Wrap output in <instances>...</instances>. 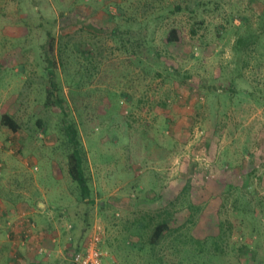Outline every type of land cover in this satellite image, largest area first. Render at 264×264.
<instances>
[{"label":"rangeland","instance_id":"1","mask_svg":"<svg viewBox=\"0 0 264 264\" xmlns=\"http://www.w3.org/2000/svg\"><path fill=\"white\" fill-rule=\"evenodd\" d=\"M113 1L0 0V117L20 125L15 134L0 125V200L43 203L38 225L62 218L54 249L64 248L62 264L91 231L102 235L104 264H143L147 255L127 247L140 235L135 224L183 195L172 227L193 214L189 201L200 208L162 264L195 262L189 228L211 239L219 225L225 254L209 264H264V0H123L117 20ZM114 27L119 37L110 35ZM172 29L179 39L167 42ZM74 41V49L92 44L95 58L84 67L83 48L61 51ZM44 45L64 75L60 97L78 131L90 207L67 172L60 114L45 106ZM168 62L211 91L176 81ZM83 68L90 75L74 74ZM245 245L251 253L239 251Z\"/></svg>","mask_w":264,"mask_h":264},{"label":"trees","instance_id":"2","mask_svg":"<svg viewBox=\"0 0 264 264\" xmlns=\"http://www.w3.org/2000/svg\"><path fill=\"white\" fill-rule=\"evenodd\" d=\"M127 2L128 1L124 2V4L127 5ZM112 5L115 6V10L118 13L116 16L115 15L111 16V18H113V20H117L118 17L124 15V11H123L124 9L122 7L123 0H114ZM177 10H180V8L177 7ZM124 19L126 23L130 21V18L124 17ZM72 22H77V19L72 18ZM73 27H75V25H73ZM73 27H72V30L70 31L72 34L78 30L77 28H73ZM127 27L126 28L127 29L130 28L131 31L133 30L132 26L128 25ZM120 29L121 27H119V29L117 27L112 28L110 30V35H112L113 38H116V36L119 37L120 34L118 33V31H120ZM46 34H47V37L50 38L49 39L50 41L52 37L49 31H47ZM72 34H69V38L72 36ZM59 37L62 38L61 33L59 34ZM178 39L179 38L176 33V30L175 29L170 30L167 36V42H176L178 41ZM75 45H76L75 41L70 44L66 43L64 46H62L61 51H65V54L67 55L68 52L81 50L83 48L84 50H82L81 52L85 55V58H87V60L83 61V67H84V64H87L89 59L91 61L93 58H95L91 52V49H92L91 43L82 42L81 49H74ZM133 45L136 46V48L137 46L139 47V44L133 43ZM42 48H43V52L41 54L43 56V62L46 64L43 70H44L46 79L48 80L47 82H49V84L46 83L47 85H46L45 91H46V96H47V100H46L47 103L45 104V106L51 107L54 110V112L60 114L61 133L64 134L66 143L69 147L68 149L69 153L67 154V158H68L67 172L71 180L77 183L78 189L80 191V195L83 198V201H85L84 202L85 205L87 207H90L93 205V201L90 200L89 198L90 187L88 185L87 178L84 173V167H83L84 156L82 152L81 143L78 137V131H77V128L75 127L74 119L69 117V112L67 110V104H66L65 99H62L60 97V91L62 90V84L59 85V83H62V81H58L57 79L59 77L61 79V76H64V75L59 72L60 70H58L57 63H55V61H53L49 57V53H50L49 48H45V45ZM166 65H168V68L174 72L173 74H175L176 76V81H182L181 84H185L189 87L196 86V88H206L207 91L209 92L211 91L212 85L210 86L199 85V84L194 85L192 81V77L188 75L181 76L180 75L181 72L179 73V71L174 69V67L172 66L170 62L166 63ZM62 66H63V62H62ZM82 71L89 72V75H90V70H86L84 68L78 72H75L74 74L78 75ZM165 72H167V70H165ZM168 74L169 76H167V78L172 80L171 77H173L174 75L171 73H168ZM57 75H58V78H57ZM159 75L161 76V74ZM66 77H67L66 83L72 81L71 78L69 79V75L66 74ZM69 84H71V82ZM37 124L40 127L41 121L38 120ZM0 125L1 127L7 128L8 130H10L11 133L13 134L18 133V131L20 130V125L18 124L16 119L13 116L5 112L1 114ZM230 188L235 189L236 187H230ZM185 197L183 195L182 196L179 195L174 200L169 201L165 207L159 208L158 210L154 211L153 215L143 214L144 215L142 217L143 220L140 218V221H139L140 226L135 224V227L133 228V231L135 230L134 234L136 230L140 228V235L136 236L135 234V237L137 240H135V242L129 243L127 247H134L136 245L138 246L137 255H147L145 259L141 260L143 264H162V261L165 256L170 255L172 253L174 254L176 253L175 246H172L170 249L169 241L171 239L177 240V237H180V229L186 226L187 221L190 222L187 226H190V225L191 227L193 226V224H191L193 222L192 217L196 215L194 214V212L196 211L198 212L199 211L198 208L200 207H198L197 205L189 201L190 209H192V211L194 210L193 214L188 213L186 217V222L181 221V223H179L178 226L172 227L174 214L178 212L177 209L175 208L177 203L181 204V206L186 208V205H184V203L187 201V198ZM152 222H154V224H152ZM189 231L190 233L187 234V238H189L192 241H195L194 249L192 250L193 253H195V256H194L195 262H193L192 264H195L197 262H201L202 264H209L212 262L213 259H216V260L219 258L221 259L224 256L225 251H220L219 245H218L219 242L223 241L222 240L223 238L222 233L224 231L223 226H220V225L218 226V233L214 235L213 237H211V239L210 238L199 239L195 237L193 233H191V228H189ZM84 246H85V243L83 244L81 248L76 247L75 249V247L74 248L72 247V249L74 252H77V251H81L84 248ZM148 247L151 252V255L147 254ZM249 247L250 245L242 246L240 247L239 251L240 252L243 251V248H244V250L248 251L247 253L249 254L251 253ZM185 248H188V244H185ZM183 250H184V247H182L181 253L183 252ZM162 252L163 254L160 255V253ZM196 259H197V262H196ZM179 264H185V262H181Z\"/></svg>","mask_w":264,"mask_h":264},{"label":"crops","instance_id":"3","mask_svg":"<svg viewBox=\"0 0 264 264\" xmlns=\"http://www.w3.org/2000/svg\"><path fill=\"white\" fill-rule=\"evenodd\" d=\"M16 164L18 163L11 161L8 166L12 165L14 168ZM5 171L8 170H3V172ZM13 173H16L13 178L19 184L22 180L19 171H13ZM16 189V193L19 195L17 186L12 183V191ZM1 201L3 200H0V203ZM2 204L3 207L0 206V264H62L59 259H63L61 255L64 248L58 249L59 252L54 251L57 247L56 242H59L58 238L61 237L60 227L58 228L56 225L62 222V218L52 214L46 218L47 221L43 225L40 222L38 225L39 214L47 213L43 203L33 204L30 202L28 204L23 201L11 202L8 200L7 202L3 201ZM35 205L37 209L34 208ZM63 219L67 222V218ZM71 228L73 227L71 226ZM72 235L74 234L69 231L66 252L70 251ZM43 238H45L47 246H44ZM43 248L46 255L42 253V251L44 252ZM41 249L43 250L41 251ZM53 256H55V261L51 259Z\"/></svg>","mask_w":264,"mask_h":264},{"label":"built area","instance_id":"4","mask_svg":"<svg viewBox=\"0 0 264 264\" xmlns=\"http://www.w3.org/2000/svg\"><path fill=\"white\" fill-rule=\"evenodd\" d=\"M102 235L98 231H91L81 251L73 252L71 264H104L100 244ZM42 251V249H41Z\"/></svg>","mask_w":264,"mask_h":264}]
</instances>
